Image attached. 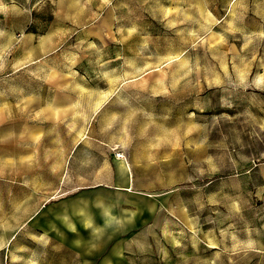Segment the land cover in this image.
<instances>
[{
	"label": "rangeland",
	"instance_id": "obj_1",
	"mask_svg": "<svg viewBox=\"0 0 264 264\" xmlns=\"http://www.w3.org/2000/svg\"><path fill=\"white\" fill-rule=\"evenodd\" d=\"M104 161L162 227L94 264H264V0H0V240Z\"/></svg>",
	"mask_w": 264,
	"mask_h": 264
},
{
	"label": "crops",
	"instance_id": "obj_2",
	"mask_svg": "<svg viewBox=\"0 0 264 264\" xmlns=\"http://www.w3.org/2000/svg\"><path fill=\"white\" fill-rule=\"evenodd\" d=\"M75 149L70 157L72 164ZM136 188L130 169L120 162L104 161L101 169L96 167L71 193L28 207L30 213L20 226L12 224L8 235L0 240V255L8 258L25 232L57 244L90 264L104 256L119 259L145 232L162 227L159 194Z\"/></svg>",
	"mask_w": 264,
	"mask_h": 264
}]
</instances>
